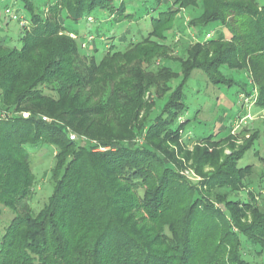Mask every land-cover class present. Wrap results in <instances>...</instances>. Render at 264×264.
Listing matches in <instances>:
<instances>
[{
	"label": "trees",
	"instance_id": "trees-1",
	"mask_svg": "<svg viewBox=\"0 0 264 264\" xmlns=\"http://www.w3.org/2000/svg\"><path fill=\"white\" fill-rule=\"evenodd\" d=\"M116 1L47 4L52 12L59 7L63 28L77 39L95 41L92 63L80 69L75 57L88 56L80 40L47 45L58 27L22 0L32 34L23 32L25 48L8 54L15 55L18 70L9 73L10 79L0 76V115H7L0 120V215L3 208L17 213L0 239V264H253L243 242L264 251V207L257 206L250 191L247 202L230 195L250 183L253 167L239 168L238 163L260 132L235 147L229 129L222 139L197 141L183 162L177 156L184 151L179 120L186 111L185 87L195 71L216 86L240 85L247 96L256 90L257 107L264 109V5L259 0H157L159 13L147 36L124 49L111 45L99 55L105 35H78L65 21L80 25L96 21L100 13L107 14L104 21L133 20L129 12L135 0ZM189 9L192 32L212 23L224 30L216 37L203 32L211 34L203 40L200 33L183 56L174 57L169 34L175 32L178 15ZM43 47L46 56L17 86L20 70ZM236 73L246 75L252 92ZM147 92L155 95L152 105L144 100ZM68 96L83 106L75 115L87 127L51 113L52 104L60 106ZM70 132L79 138L71 140ZM145 134V145L132 144ZM171 144L179 153L170 150ZM45 146L55 150L52 194L40 211L19 212L36 181L28 148ZM99 147L113 151L99 152ZM188 162L202 177L196 185L181 174Z\"/></svg>",
	"mask_w": 264,
	"mask_h": 264
},
{
	"label": "rangeland",
	"instance_id": "rangeland-1",
	"mask_svg": "<svg viewBox=\"0 0 264 264\" xmlns=\"http://www.w3.org/2000/svg\"><path fill=\"white\" fill-rule=\"evenodd\" d=\"M29 1L32 3L36 13H40L42 15L41 17L49 21L52 27H58L54 38L47 40V45L55 44L60 39L62 44H64L68 38L74 41L80 40L79 38L77 39L76 35L63 28V20L60 16L59 7L53 10V12L47 8V4L55 0ZM119 1L120 0H117L115 3ZM259 1L264 5V0ZM165 2L168 3L169 0H165ZM134 6L135 7L129 12L131 15H135V18L131 21H123L121 23H116L115 20L104 21L107 14L100 13L95 15L96 21L94 19H92V21L84 20L80 25H74L69 21H65V25L78 35H83L88 31H92L94 34L99 32L101 35H105L106 39L99 43V55H103L108 51L111 45H114L116 49H124L131 42L136 43L141 41L151 31L152 18L156 17L159 13L157 0H135ZM8 9L17 14L18 20H14L9 16L6 12ZM191 12V9L182 11L177 17L175 32L169 34L170 39L168 44L172 45L174 57L183 56L186 49L196 44L198 42L197 35H201L200 33H202L200 39L203 40L206 36L203 32H209L213 37H216L218 33L224 30L221 24L212 23L200 33L192 32L188 27L190 20L189 15ZM30 21L31 15L25 8L22 0H0V76L2 74L3 76H7L6 78H9V73H11V71L18 70L16 65L17 62L13 60V57L14 59L16 58L15 55L13 54L12 57L8 56V54L20 52L25 48L22 34L24 35L23 32H26V35L32 34L33 25ZM72 44L71 42L70 46H72ZM79 46L81 47L80 49H82V53L84 54L85 51L88 55L86 57L77 54L75 57L77 68L83 69L85 64L89 65L92 63V48L95 47V41L92 38H90V41L80 40ZM44 47L46 48V46ZM44 47L36 50L30 56V58L34 60L32 64H28L25 66V69L20 70V77L18 76V78L14 80L17 86L23 85L25 75L31 72L32 69H35L37 63L39 64V62H41V55L43 54V56H46ZM170 66L176 72L180 69V66L173 62ZM235 76L237 81L241 80V82L247 83L248 86L246 89L252 92V86L248 83L249 80L244 73H236ZM172 85L175 86L176 82ZM8 87L12 86L8 84ZM243 94L245 95L244 92H240V85H233L231 87L226 85L216 86L210 82L201 71H195L185 87L184 103L186 105V111L179 120V125H184V128L180 130L182 138L179 140L180 147H182L184 151L177 156V159L183 162L186 157L184 153L193 151L198 144L197 141L206 139L209 136H214L215 140H219L224 138L227 134L226 132L231 129V135L233 137L232 144H234L235 147H240L258 130L260 132L259 138L254 141L251 149L246 152L245 156L238 163L239 168H245L247 166L253 167V172L249 177L250 183L246 189L239 191V193H232L230 199L243 202L250 201V194L248 192L250 191L256 195L257 206L263 208L264 109L257 107L256 103L250 109L243 105V100L240 98V95ZM154 97L155 95L151 92H147L144 100L148 105H152ZM52 105L53 106L50 107L51 113L55 115L56 113L60 114V119L63 121L71 123L70 125L73 123L74 126L80 124L82 128L87 127V124H84L85 120H82L83 117L75 115L77 107L81 108L83 106L77 103V100H72V96L66 97L60 106ZM67 111H69V114H66ZM248 114L251 115V119H244ZM22 115L25 118L30 116L29 113H23ZM142 116L143 113L141 117ZM53 117L54 116H52V118ZM43 119L48 123L53 122L51 118L44 117ZM243 119L245 121H243ZM72 134L76 135L74 132H70V135ZM90 134H93V132L91 131ZM86 138L88 139L89 136L83 137V139ZM138 139H140L139 144H146V134L143 136V139L138 137L136 140L132 141V144ZM93 145H96V141H93ZM223 146L227 149L226 153L228 154L229 149L227 148V144H223ZM112 148L106 149L99 147L97 150L104 153L113 151ZM169 148L171 151L179 153L178 146L171 144ZM28 150L32 154L33 173L36 181L32 195L24 201L19 212L30 209L34 212H38L52 194V168L55 164V150L51 146H45L37 150L28 148ZM191 165L192 162L184 164L185 169L181 174L189 183L196 185V183L202 180V177L191 168ZM209 171H211V168L207 167L206 172ZM16 214L17 213L11 209H2V214L0 215V239L6 227L11 223ZM243 243V250L247 258L252 261L253 264H264V251H262L260 247L252 248L248 246L246 241Z\"/></svg>",
	"mask_w": 264,
	"mask_h": 264
},
{
	"label": "built area",
	"instance_id": "built-area-1",
	"mask_svg": "<svg viewBox=\"0 0 264 264\" xmlns=\"http://www.w3.org/2000/svg\"><path fill=\"white\" fill-rule=\"evenodd\" d=\"M8 14H9V16H11L14 20H18V17H17V14H15L12 10H10V9H8L7 11H6ZM209 38H211V34H208L207 36H206V39H209ZM240 98L243 100V105H245V106H247V107H249V109L251 108V107H253V105H255V103L257 102V99H258V93H257V91H254V93H253V95H251V96H247V95H240ZM6 113H2L1 115H0V120L1 119H4V118H6ZM251 119V115L250 114H248L247 116H246V118H244V119ZM243 119V121H245ZM45 120V119H44ZM70 139L71 140H76L77 139V137H76V135H74V134H72V135H70ZM137 142L138 143H140V140H137ZM107 149V148H106ZM102 150V149H101Z\"/></svg>",
	"mask_w": 264,
	"mask_h": 264
}]
</instances>
